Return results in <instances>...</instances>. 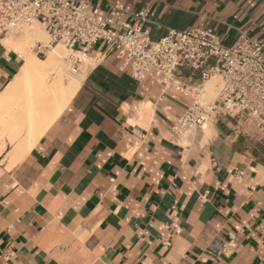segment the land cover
I'll return each mask as SVG.
<instances>
[{"label":"crops","instance_id":"crops-1","mask_svg":"<svg viewBox=\"0 0 264 264\" xmlns=\"http://www.w3.org/2000/svg\"><path fill=\"white\" fill-rule=\"evenodd\" d=\"M89 1L106 15L146 9L154 40L191 28L214 30L226 46L241 34L264 39V0ZM8 38L0 97L23 52L41 51ZM92 63L25 154H14L17 142L0 126V264H264L259 131L239 134L221 116L180 143L173 127L193 92H167L154 73L133 79L102 43ZM190 74L183 80L194 88Z\"/></svg>","mask_w":264,"mask_h":264},{"label":"built area","instance_id":"built-area-1","mask_svg":"<svg viewBox=\"0 0 264 264\" xmlns=\"http://www.w3.org/2000/svg\"><path fill=\"white\" fill-rule=\"evenodd\" d=\"M147 21L146 9L133 14L112 10L106 15L89 0H0V38L38 25L50 39L46 46L36 41L40 54L64 47L73 72H80L102 43L124 58L133 79L142 81L154 73L167 92H193L198 99L173 127L180 143L221 116L233 119L239 134L253 129L264 134V39L241 34L226 46L214 30L191 28L154 40ZM184 70H191L190 78L199 81L196 87L185 83ZM214 77L220 78L217 96L202 102L203 86Z\"/></svg>","mask_w":264,"mask_h":264},{"label":"bare ground","instance_id":"bare-ground-1","mask_svg":"<svg viewBox=\"0 0 264 264\" xmlns=\"http://www.w3.org/2000/svg\"><path fill=\"white\" fill-rule=\"evenodd\" d=\"M24 37L25 42H31V45H34L36 41L42 42L44 46L47 45L46 33L42 30L28 28ZM8 43L21 50L23 48L22 45H18L9 38ZM23 54L24 62L19 71L20 73L0 97V126L3 130L11 132V141L17 142L14 154L19 156L33 147L34 143L57 117L80 87L85 71L92 63V60L88 58L86 60L88 62H85L86 68L82 72H73L68 69L69 81L66 84L61 81L56 82L57 88L53 89L55 85L50 84V71L61 66L64 59L62 50L59 47H53V50H50L45 59L33 53L26 54L23 52ZM38 80L39 82H37ZM217 82L216 78H212L204 84L206 94L212 95L215 92ZM21 88L27 89L26 97L22 98L21 102H16V94ZM50 89L51 91L54 90L52 96H50ZM14 105L18 106L15 107ZM50 107L52 109L51 113ZM207 127L208 124L204 129ZM22 134H25V136L23 137Z\"/></svg>","mask_w":264,"mask_h":264},{"label":"rangeland","instance_id":"rangeland-1","mask_svg":"<svg viewBox=\"0 0 264 264\" xmlns=\"http://www.w3.org/2000/svg\"><path fill=\"white\" fill-rule=\"evenodd\" d=\"M30 29V28H32V29H37V30H42L43 32H45L40 26H38V25H35V26H33V27H27V28H25V29H23L22 31H19V32H13V33H10V38L9 39H11V40H14L18 45H22V46H24L25 45V37H24V35H25V32H26V30L27 29ZM46 33V32H45ZM15 37H17V38H15ZM49 36H48V34L46 33V43L48 44L49 43ZM31 46H34V45H31ZM59 48L62 50V53H63V55L62 56H64V59L62 60L63 62L61 63V66H58V67H56L54 70L52 69L51 71H50V77H51V79H50V84L51 83H53V85H55L54 87H53V89H56L57 88V83L56 82H58L59 83V81H61V82H68L69 81V78H70V75L68 74V69H69V66H68V64H67V62H66V60H65V57L67 56V54H68V52H67V50L64 48V47H62V46H59ZM53 50V49H52ZM32 51V50H31ZM31 53H33V54H36V52L35 51H32ZM50 53V51H48V52H46V54H39V57L40 58H42V59H45L47 56H48V54ZM37 55V54H36ZM92 60V59H91ZM88 62V61H87ZM86 62V63H87ZM86 63L81 67V70L80 71H83L85 68H86ZM93 65V63L89 66V68L91 67ZM214 78H216V80H218V82L216 83V90H215V92L212 94V95H208V94H206V92H205V90H204V86H203V94H202V96H201V101L202 102H210V101H212L216 96H217V92H218V85H219V83H220V78L219 77H214ZM56 80V81H55ZM55 82V84H54V82ZM37 82H39V80L37 81ZM36 81H35V83H37ZM208 82V81H207ZM206 82V83H207ZM52 85V84H51ZM52 85V86H53ZM24 89V94L22 95V96H20L19 97V99L21 100L22 98H25L26 97V88H23ZM53 91V92H52ZM51 91V89H50V96H52L53 94H54V90H52ZM206 96V97H205ZM205 97V98H204ZM18 102H20V101H18ZM212 120H210L209 121V123H208V128H206V129H197L199 132H206L210 127H212ZM255 134V133H254ZM258 135L260 136V137H264V134L263 133H261L260 131H259V133H258ZM254 139H255V136H254Z\"/></svg>","mask_w":264,"mask_h":264}]
</instances>
